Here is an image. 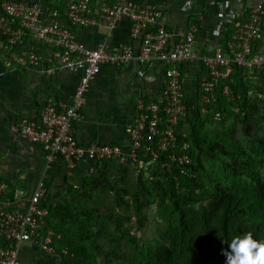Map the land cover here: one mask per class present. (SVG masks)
<instances>
[{
  "label": "built area",
  "instance_id": "built-area-1",
  "mask_svg": "<svg viewBox=\"0 0 264 264\" xmlns=\"http://www.w3.org/2000/svg\"><path fill=\"white\" fill-rule=\"evenodd\" d=\"M251 1L253 4L242 12L230 10L229 36L210 45L206 54L198 50L197 25L167 30L159 22L162 11L153 3L56 0L54 5H57L50 6L34 0L0 1V37L10 53L7 67L15 60L23 66L40 68L42 57L36 46L41 45L49 52L53 63L48 74L64 70L80 76L69 100L51 98L38 117L22 119L20 136L43 149L48 169L62 158L69 177L75 176L80 163L131 162L147 170L160 159L161 153L169 154L170 163L165 166L170 172L174 162L182 167L181 174H187L185 167L192 163L191 148L187 141H179L177 131L188 113L185 69L191 65L199 67L202 76L192 95L197 96L198 101L192 107L196 109L198 103L203 116L209 114L210 106L219 105L218 88L222 81H229L234 66L243 69L245 74L264 72V53L257 49L264 37V0ZM123 21L129 25V41L116 47L107 39L90 45L76 33V30L103 27L107 35L112 36ZM130 63L144 67L158 65L162 69V88L156 98L138 101L136 115L124 130L128 147L118 143L80 142L74 127L83 119L92 83L103 68H119ZM222 94L234 99L228 85ZM221 117L218 110L213 120ZM144 158L149 161L145 162ZM94 171L91 166L88 173ZM47 202L44 177L28 192L0 176V264H26L25 259L36 253L43 258H55L57 264H78L68 248L56 249L55 243L61 241L63 235L49 226Z\"/></svg>",
  "mask_w": 264,
  "mask_h": 264
},
{
  "label": "trees",
  "instance_id": "trees-1",
  "mask_svg": "<svg viewBox=\"0 0 264 264\" xmlns=\"http://www.w3.org/2000/svg\"><path fill=\"white\" fill-rule=\"evenodd\" d=\"M44 2L50 6L57 5H54L53 0ZM261 75L264 77V72ZM246 77L243 69L234 66L229 81H222L218 88L219 105L210 106L206 116L202 115L198 103L196 109L192 107L198 97L187 95L188 113L177 128L179 141H187L191 148L189 155L192 163L185 167L187 174H181L182 167L178 163L171 164L172 172L167 169L165 165L170 163L168 153H161L160 159L147 170L139 169L131 162L92 163L97 175L88 173L90 178H84L77 190L72 188L68 192L69 200L65 203L47 202L49 226L63 235L61 241L55 243L56 249L68 248L78 264H224L222 250L227 245L221 241L248 232L255 239L264 240V218L256 214L261 206L258 192L250 188L221 190L207 173L201 146V141L206 138L200 129L202 122L212 120L216 111L233 104L232 100L236 99L240 109L238 117L242 122L256 121V117L264 120V115L260 116L264 103L262 105L259 99L251 100L240 93ZM226 85L231 87L234 99L223 96ZM183 134L186 135L185 139ZM261 144L264 146V141ZM144 161L148 162L149 158H144ZM62 165L63 159L58 158L52 164L53 171L58 172ZM112 172L119 179L111 181L109 174ZM93 178L103 182L94 196L88 190ZM128 178L132 184L130 188L120 187L119 183L126 184ZM113 192L115 202H109ZM125 196L129 198L125 199ZM85 198L94 202L83 211V218H80L70 205ZM167 201L171 207L164 235L167 245L163 248L162 256L144 253L126 221H130L133 216L140 217L143 210L154 204L162 207ZM120 208H129L132 215L118 212ZM145 220L146 217L139 219L141 224ZM64 225L73 231L72 237Z\"/></svg>",
  "mask_w": 264,
  "mask_h": 264
},
{
  "label": "crops",
  "instance_id": "crops-1",
  "mask_svg": "<svg viewBox=\"0 0 264 264\" xmlns=\"http://www.w3.org/2000/svg\"><path fill=\"white\" fill-rule=\"evenodd\" d=\"M134 1L158 6L163 14L159 22L167 30L197 25L198 50L201 54L208 53L210 45L229 36L232 29L230 10L242 12L253 4L251 0ZM76 33L90 45L107 39L112 47H116L129 41V25L125 21L120 23L112 36H108V31L103 27L76 30ZM36 47L42 57L40 68L23 66L15 60L11 67H7L6 60L10 53L0 37V176L7 183L28 192L34 190L42 177L46 182L56 180V184L48 190V202L60 203L63 197H68L63 186L69 177L66 168L62 165L58 172L48 174L45 152L39 145L22 139L19 124L24 118L38 117L51 98L69 100L79 84L80 76L64 70L48 74L47 70L53 67L49 52L41 45ZM257 49L264 53V37ZM201 76L198 65L186 67L184 81L188 96L195 94ZM161 88L162 69L156 64L144 67L130 63L119 68H103L86 96L83 119L75 124L76 137L84 144L118 143L127 148L128 139L124 130L136 115L138 101L156 98ZM91 166V163L78 164L75 176L87 175ZM25 263L57 264L55 258H43L37 253L25 259Z\"/></svg>",
  "mask_w": 264,
  "mask_h": 264
},
{
  "label": "rangeland",
  "instance_id": "rangeland-1",
  "mask_svg": "<svg viewBox=\"0 0 264 264\" xmlns=\"http://www.w3.org/2000/svg\"><path fill=\"white\" fill-rule=\"evenodd\" d=\"M245 75L247 77L245 78V84L241 86V95L243 97L247 96L251 100L257 98L263 105L264 77H262L261 73ZM235 100H232L233 104L222 108L220 120H205L200 125V129L206 134V138L201 141L203 161L207 173L217 182L221 190L255 189L261 199V206L256 214L258 217L264 218V146L261 144L264 141V120L261 117H256V121L242 122L238 117L240 109ZM263 115L264 107L261 108L260 112V116ZM116 123L119 125L118 122ZM45 169H47V163ZM95 171L94 174H96ZM47 172L48 174H54L52 165L47 169ZM115 174V172L109 174L111 181L119 179ZM84 178L88 179L90 175L66 178L63 186H65L64 189L68 197L65 199L63 197L60 203H65V201L69 200L68 192L72 188H79ZM133 182L135 181L133 180ZM54 183L56 184V180L54 182H51V180L46 182L47 189L51 190ZM102 183V181L93 178L91 186L89 185L88 187L93 196ZM130 185L132 184L129 178L126 184L119 183L120 187H125L126 189L130 188ZM148 185L149 188H152L151 184ZM120 194L123 195L122 192ZM115 197V192H113L109 202H115ZM128 198L129 196H125V199ZM91 202L93 203L94 201L85 198L80 199V202L77 203L72 202L70 206L80 218H83V211L89 207ZM117 211L127 216L132 215L129 208H120ZM170 216L171 207L167 201L162 207L154 204L143 210L140 217L133 216L130 221H126V225L132 228L131 233L136 235L137 243L144 253L151 252L162 256L163 248L167 245L164 235L167 231ZM142 217H146L143 224L139 221ZM64 226L72 237L73 231L71 229L68 230V225ZM129 252L131 251L129 250Z\"/></svg>",
  "mask_w": 264,
  "mask_h": 264
},
{
  "label": "clouds",
  "instance_id": "clouds-1",
  "mask_svg": "<svg viewBox=\"0 0 264 264\" xmlns=\"http://www.w3.org/2000/svg\"><path fill=\"white\" fill-rule=\"evenodd\" d=\"M221 243L227 245L222 250L224 264H264V240L255 239L251 232Z\"/></svg>",
  "mask_w": 264,
  "mask_h": 264
}]
</instances>
